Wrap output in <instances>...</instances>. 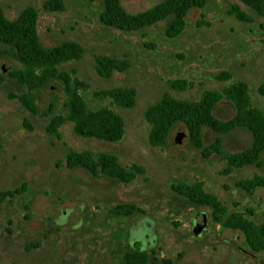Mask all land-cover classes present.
I'll return each instance as SVG.
<instances>
[{
  "label": "rangeland",
  "instance_id": "374dc122",
  "mask_svg": "<svg viewBox=\"0 0 264 264\" xmlns=\"http://www.w3.org/2000/svg\"><path fill=\"white\" fill-rule=\"evenodd\" d=\"M43 1L0 0V6L8 18L17 16L26 5L36 6L38 35L44 45L63 39L83 44L84 55L61 63L59 69L75 70L88 84L82 92L90 107L105 105L119 113L124 133L114 142L82 137L66 120L56 137L45 130L47 115L31 113L18 100L25 86L8 77L0 83V191L24 184L22 192L0 201V264H124L128 248L153 251L170 264H264V251L252 252L239 231L212 223L206 206L195 207L170 188L171 183L201 181L225 205L226 214L252 208L250 218L264 223V189L245 192L234 184L254 174L264 175V165L222 173V156H204L182 123L173 127L163 144L152 146L144 118L146 107L165 91L178 99L196 100L204 89L220 90L237 79L248 82L252 104L264 109V97L256 91L264 80V17L239 0H206L202 8L188 11L179 35L167 38L165 20L141 32L103 27L97 19L102 0H63L64 9L52 12L41 9ZM120 1L126 10L135 12L158 0ZM232 3L252 21L228 15ZM95 54L126 57L131 65L100 77L94 70ZM11 65V60L0 56V72ZM220 71L229 72L231 78H216ZM173 78L186 79L191 86L174 90L168 85ZM115 86L135 89L132 107L93 96L94 91ZM64 99L60 84L53 82L36 93L35 101L41 110L53 102L56 111L66 115ZM232 113L233 105L225 99L214 109L220 118ZM178 132L181 135L175 139ZM213 138V133L203 130L204 146ZM249 141V134L238 129L224 136L223 146L238 151ZM68 149L92 155L112 153L123 167L138 164L144 172L129 182L93 176L82 168L66 166ZM124 202L141 211L111 216L109 210ZM203 214L204 223L194 227Z\"/></svg>",
  "mask_w": 264,
  "mask_h": 264
},
{
  "label": "trees",
  "instance_id": "16d2710c",
  "mask_svg": "<svg viewBox=\"0 0 264 264\" xmlns=\"http://www.w3.org/2000/svg\"><path fill=\"white\" fill-rule=\"evenodd\" d=\"M239 1L264 17V0ZM205 2L206 0H158L145 9L130 12L120 0H102L97 19L103 27L119 32H141L144 27L165 20L164 36L172 38L182 32L188 11L193 7L202 8ZM41 9L48 12L62 11L64 2L44 0ZM226 13L242 22L252 21L237 3L230 4ZM38 18L39 9L34 5H26L14 18H8L0 6V44L4 46L0 56L13 63L5 73L0 72V83L8 77L25 86L26 91L18 96V100L31 113L42 112L49 117L45 128L49 134L59 137V126L69 120L72 131L78 136L118 141L124 133L123 117L105 105L90 107L82 92L88 88V84L75 75V70L68 72L59 69L61 63L81 58L86 52L85 47L72 39H63L52 45L42 44L38 35ZM93 58L96 74L104 78L109 77L113 71H125L131 65L126 57L95 54ZM216 78L227 80L231 75L227 71H220ZM53 82L60 84L65 95L63 105L68 109L66 115L57 112L53 102H49L41 110L35 101L36 93ZM168 85L174 90H184L191 86V82L173 78L168 80ZM256 91L264 97V80L258 84ZM93 96L109 97L118 106L130 108L135 103L136 92L132 87L115 86L94 91ZM223 99L233 105V113L227 118L214 114V109ZM144 118L149 124L147 140L152 146L163 144L173 127L182 123L190 141L194 146L202 148L204 156L210 153L222 156L225 162L222 173L227 174L233 168L246 165H264V109L252 104L248 82L245 80H234L220 90L204 89L196 100L178 99L165 91L155 103L146 107ZM204 129L214 134L213 140L205 146ZM238 129L249 134L248 145L238 151L226 150L223 146L224 136ZM65 163L70 169L82 168L90 175L102 174L118 182L132 181L136 175L144 172L143 167L138 164L123 167L117 157L108 152L92 155L88 151L68 149ZM234 184L245 192H251L255 188L264 189V175L254 174L236 180ZM170 188L193 206H206L212 223L239 231L252 252L264 251V223H256L250 218L252 208H246L245 212L226 214L225 205L214 193L206 191L201 181L171 183ZM23 189L24 184L12 190L0 191V201L5 197H13ZM140 211L135 204L124 202L116 204L109 213L120 217ZM123 260L124 264L171 263L169 259L156 257L153 251L133 248L124 252Z\"/></svg>",
  "mask_w": 264,
  "mask_h": 264
},
{
  "label": "water",
  "instance_id": "95a60500",
  "mask_svg": "<svg viewBox=\"0 0 264 264\" xmlns=\"http://www.w3.org/2000/svg\"><path fill=\"white\" fill-rule=\"evenodd\" d=\"M180 135H181V132H178L177 135H176V137H175V139L179 138ZM200 219H201V221H199L198 223H196L197 225L194 224V227H198L199 228L202 225V223H204V221H205V215L203 214Z\"/></svg>",
  "mask_w": 264,
  "mask_h": 264
}]
</instances>
